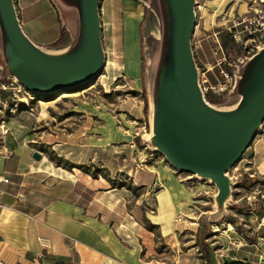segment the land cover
<instances>
[{
    "label": "rangeland",
    "instance_id": "rangeland-1",
    "mask_svg": "<svg viewBox=\"0 0 264 264\" xmlns=\"http://www.w3.org/2000/svg\"><path fill=\"white\" fill-rule=\"evenodd\" d=\"M192 1L194 26L190 34V50L198 80L202 73L212 80L215 62L222 51L228 62L237 64L238 73L242 72L248 58H239L242 57L241 51L230 39L223 44V34L231 19L249 9L254 0ZM35 7L37 11L45 10L39 1ZM97 11L103 55L98 67L85 80L53 92H49L48 85L30 78L21 67H18L21 79L34 86L37 92L46 93L31 91L19 83L8 66L10 48L0 29V82L7 87L0 88V171L4 157L19 151V155L26 158L30 149L40 152L39 159L30 157L39 168L45 169L40 176L26 173L20 184L22 175L18 177L17 174L1 171L8 178L3 184L22 189L23 194L33 192L36 186L43 192L51 178L56 181L58 177L70 180L73 190L84 192L90 191L91 186L98 187L103 197L93 200L104 210V218L126 220L135 209L139 218L144 217L145 210L151 211V193L135 183L133 174L136 167L146 169L147 165H153L163 172L160 183L165 184L164 179L176 183L180 190L178 193H181L178 200L181 201L187 191L185 204L178 202L176 226L182 229L172 245L193 246L195 253L188 258L181 256L178 264L192 259L205 263L212 255L211 250L222 244L234 246L235 243L250 240L263 243L264 229L255 237L253 232H249V225L255 222V217L246 213L247 202L252 200L251 194L259 195L256 193L261 191L263 178L252 172L248 149L243 150L240 157L223 172L229 197L234 199L225 203V195L212 177L202 178V174L178 168L158 145L156 124L161 115L158 99L161 97L162 76L167 68L166 44L170 42L174 26L170 2L98 0ZM52 15L46 14L44 18L52 22ZM72 42L62 26L59 37L48 45L51 49L64 47L66 53L63 54H67L60 61L62 67L59 71L50 73L53 78L68 72L84 57L85 41L75 49ZM260 55L247 63L242 87H238L237 83L230 93L206 96L210 108L221 111L235 108L241 90L248 82L249 72L257 65ZM191 78H194L193 69ZM259 83L255 91L246 93L241 108L258 94L264 85L262 81ZM174 105L187 126L186 134L194 136L190 131L191 122L177 108V103ZM242 111L231 112L228 121H236ZM231 221H234L233 224ZM262 248L261 251H254L256 254L253 256L259 253L264 256V246ZM5 249L0 246V264H8L7 254L16 264H19L20 257L25 256L16 250L4 252ZM221 255L222 260L228 263L229 256Z\"/></svg>",
    "mask_w": 264,
    "mask_h": 264
},
{
    "label": "crops",
    "instance_id": "crops-1",
    "mask_svg": "<svg viewBox=\"0 0 264 264\" xmlns=\"http://www.w3.org/2000/svg\"><path fill=\"white\" fill-rule=\"evenodd\" d=\"M38 1L45 10L35 9ZM14 8L24 35L39 51L49 55L66 51L64 47L48 48L59 37L62 26L72 38V44L78 42L82 29L80 0H14ZM51 13L54 14L52 22L44 18ZM253 58L244 62L238 87H242L245 67ZM256 71L257 68L249 72L248 88L255 80ZM149 108L152 106L149 105ZM261 121L245 148L249 151L248 161L252 165V172L263 178L261 191L256 193L259 195L251 194L252 200L247 202L246 207V213L255 217V222L249 225L253 237L264 229V118ZM32 150H29L26 158H22L19 151L4 157L1 171L17 174L18 177L22 175L19 184L26 173L33 172L40 176L45 169L39 168L30 157ZM134 169L133 180L151 193L153 203L149 204L151 211H144V217L139 218L135 209L126 220L104 218V210L93 200L103 197L98 187L91 186L90 191L84 192L73 190L70 180L58 177L56 181L51 178L43 192L36 186L33 192L23 194L22 189L5 186L2 182L1 248H7L4 252L16 250L25 255L24 258L20 257L19 264H178L181 256L188 258L191 253H195L193 246L172 245L173 239H177V233L182 229L176 226L179 218L178 202L185 204L187 191L180 201L178 198L181 193H178L180 190L174 181L164 179L165 184L160 183V177H163L161 169L153 165H147L146 169ZM229 194L227 190L223 202L234 200L230 199ZM255 209L262 210V214H257ZM228 224L232 227L233 223ZM262 246L264 242L251 240L235 243L234 246L222 244L216 250H211L212 255L205 263L192 259L181 264H264L261 253L253 256L256 254L254 251L263 249ZM221 253L229 256L228 263L222 260ZM7 255L10 260H7L8 264H16L12 263L11 255Z\"/></svg>",
    "mask_w": 264,
    "mask_h": 264
},
{
    "label": "water",
    "instance_id": "water-1",
    "mask_svg": "<svg viewBox=\"0 0 264 264\" xmlns=\"http://www.w3.org/2000/svg\"><path fill=\"white\" fill-rule=\"evenodd\" d=\"M168 1L171 4L174 26L169 45L166 47L167 68L163 81L161 80V97L158 99V109L162 115L156 124L158 145L173 165L212 177L218 189L221 188L222 195H225L228 189L227 181L222 177L224 170L240 157L264 118V85L257 92L258 94L241 108L246 93L255 91V86L260 85V81L264 82V48L249 57L255 58L261 53L257 65L250 71L257 68L255 80L250 88L246 84L245 90H241L242 96L235 108L231 111L212 109L200 93L190 50V34L194 26L193 1ZM97 8L98 0H80L82 29L73 49L85 41L84 57L68 72L53 78L50 73L59 71L62 67L60 61L67 54L49 55L39 51L20 28L14 0H0V29L11 53L8 66L19 83L26 89L37 92L34 86L21 79L18 67H21L23 72L34 81L48 85L49 92L70 87L89 77L96 70L103 56ZM240 78L241 72L236 84ZM174 103H177V108L179 107L191 122L190 131L194 136L186 134L187 126L182 122ZM237 110L243 111L236 121L229 122L228 115ZM179 138L189 142L190 147L182 145ZM191 145L202 149L191 150ZM30 156L39 159L40 152L33 149Z\"/></svg>",
    "mask_w": 264,
    "mask_h": 264
},
{
    "label": "built area",
    "instance_id": "built-area-1",
    "mask_svg": "<svg viewBox=\"0 0 264 264\" xmlns=\"http://www.w3.org/2000/svg\"><path fill=\"white\" fill-rule=\"evenodd\" d=\"M250 6L242 14L232 18L231 23L226 28L229 36H231L230 40L241 51L242 57L239 58L242 59L249 58L264 48V0H254ZM217 46L221 50L219 42ZM215 65L216 68L212 72L211 81L207 76H203V73L199 80L197 78L200 93L205 101L208 94L230 93L239 77L237 64L228 62L223 51ZM0 88L6 89V84L0 82ZM6 181H8L7 176L1 172L0 184Z\"/></svg>",
    "mask_w": 264,
    "mask_h": 264
},
{
    "label": "bare ground",
    "instance_id": "bare-ground-1",
    "mask_svg": "<svg viewBox=\"0 0 264 264\" xmlns=\"http://www.w3.org/2000/svg\"><path fill=\"white\" fill-rule=\"evenodd\" d=\"M179 140H180L181 144L184 145V146H186V147H188L189 144H190L189 142L187 143V142H186L185 140H183V139H180V138H179ZM189 147H190V146H189ZM201 149H202V148H200V147H197V146L194 147V146L191 145V150H197V151H200ZM197 174H198V175H201L200 173H197ZM204 177H209V176L204 174V175H202V178H204Z\"/></svg>",
    "mask_w": 264,
    "mask_h": 264
},
{
    "label": "trees",
    "instance_id": "trees-1",
    "mask_svg": "<svg viewBox=\"0 0 264 264\" xmlns=\"http://www.w3.org/2000/svg\"><path fill=\"white\" fill-rule=\"evenodd\" d=\"M223 36H224V40H225V41L223 42V44H224L225 42H227V41L231 38V36H229V33H228L227 31L224 32ZM168 45H169V43L166 44V47H168ZM94 177H95V176H94ZM255 212H256L257 214H262V210L255 209ZM232 222H234V221H231V223H232ZM241 231H243V230H241Z\"/></svg>",
    "mask_w": 264,
    "mask_h": 264
}]
</instances>
